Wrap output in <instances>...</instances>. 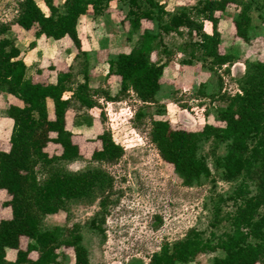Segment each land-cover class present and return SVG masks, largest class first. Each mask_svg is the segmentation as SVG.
Returning <instances> with one entry per match:
<instances>
[{"label":"trees","instance_id":"obj_1","mask_svg":"<svg viewBox=\"0 0 264 264\" xmlns=\"http://www.w3.org/2000/svg\"><path fill=\"white\" fill-rule=\"evenodd\" d=\"M112 1L45 0L48 8L45 12L36 0H20L13 22L0 20V92L16 99L9 101L6 109L13 121L10 149H0V193H4L2 204L10 209L6 217L0 218V264H59L62 247L73 249L74 264H92L83 244L81 224L51 228L43 224L44 218L58 213L66 201L86 199L96 191L104 214L113 202L114 177L103 168L89 167L81 171L65 168V164L84 158L68 126V112L73 107L92 110L99 107L97 96L119 100L131 87L143 101H154L165 68V63L159 64L150 58L158 33L145 29L139 45L109 59L108 76L121 77V91L113 95L104 88L90 86L78 24L89 7L103 13ZM119 1L129 6L125 16L134 30L139 31L143 21H150L164 32L186 26L190 35L198 34L199 39L189 43L193 48L191 57H195V50H201L204 60L209 59V68L216 72L235 60L232 52L220 50V17L216 13L225 12L232 3L240 5L233 20L235 34L250 40L251 10L261 6L259 0H200L192 12L184 8L172 12L158 0ZM201 17L212 23L211 32L204 30ZM13 23L24 30L36 27L37 36L54 39L69 36L78 49L77 55L86 57L77 72L83 74L84 81H76L72 64L58 70L54 82L50 81V72L42 69L29 76L25 56L9 36ZM240 89L241 93L210 95L225 104L217 110L219 123L206 122L200 130L174 128L168 119L152 121L151 139L161 157L173 165L183 184L192 186L203 177H212L210 157L220 178L233 184L228 199L235 209L225 216L221 215L220 208L216 209L211 226L217 227L224 220L230 225L223 237L215 232L206 237L204 231L191 228L182 238L163 242L160 250L152 254L149 264L188 263L199 253L218 250L224 253L215 256L213 264H264V60L247 62ZM68 91L71 94L64 96ZM198 91L204 94L202 88ZM138 116H142V111ZM96 140L91 161L111 163L125 153L110 131L97 135ZM203 141L210 143V150L201 155ZM222 144L226 146L224 153L219 152ZM91 224L104 231L95 218ZM22 237L30 239L24 248ZM7 249L16 250L14 259L7 258ZM32 252L37 256L32 257Z\"/></svg>","mask_w":264,"mask_h":264},{"label":"rangeland","instance_id":"obj_2","mask_svg":"<svg viewBox=\"0 0 264 264\" xmlns=\"http://www.w3.org/2000/svg\"><path fill=\"white\" fill-rule=\"evenodd\" d=\"M20 0H0V20L12 21L18 13ZM39 6L48 11L45 0H36ZM60 0H55L59 2ZM172 12L194 9L200 0H158ZM264 0L261 6L251 10L252 29L250 40H244L235 34L234 17L241 6L230 4L225 12H217L220 17L221 52H232L235 60L228 67L217 72L209 68V59L204 60L201 50L193 49L189 43L199 39L198 34H189L186 26L169 32L162 31L150 21H143L140 30H134L126 19L129 6L119 0H113L107 11L97 13L92 7L82 16L78 24L81 48L86 51L89 84L92 88H104L113 95L121 91V77L109 74V59L119 52H129L139 45L145 29L158 33L155 47L150 58L156 63H165L161 76V88L154 101H143L131 87L123 92L119 100L110 101L97 96L99 107L78 109L68 112V126L74 133V140L80 145L84 156L68 164L65 168L81 171L89 167H101L114 177L113 202L104 214L100 206V195L96 191L86 199L68 200L55 214L47 215L45 228L55 225L72 226L81 224L83 244L87 247L92 264H149L154 252L159 251L163 242L182 238L189 229L197 228L209 237L211 232L224 236L230 230L227 220L211 226L217 208L221 215L235 209L228 196L233 184L220 178L212 159L208 157L213 175L203 177L192 186L183 184L173 165L165 161L151 139L152 121L168 119L174 128L200 130L206 122L219 123L217 110L225 103L219 98L212 99L211 94L226 92L234 94L240 89L248 61L264 60ZM263 6V7H262ZM204 30L212 31V23L204 18ZM37 28L24 30L13 23L9 36L21 49L27 62L28 75L39 69L51 72L50 81H56L57 71L74 66L76 73L85 60L77 55V47L69 36L61 39L37 36ZM191 59V61H189ZM43 74L45 78L46 74ZM76 81H84L82 73H77ZM76 86V84H74ZM204 94L199 93V89ZM3 93V92H0ZM0 96V149L9 150V134L12 119L7 114L8 102L16 100ZM70 91L64 96H69ZM52 111V101L48 100ZM142 111V116L138 112ZM110 131L114 140L121 144L124 155L115 162L91 161L90 155L97 144V135ZM210 150V143L203 141L200 154ZM225 144L219 152L224 153ZM48 151H52L49 147ZM3 192L0 193V218L6 217L10 209L4 204ZM96 219L104 231L92 226ZM105 218L103 222L101 219ZM30 241L22 237L24 248ZM13 252V253H12ZM59 264H74V251L70 247L59 249ZM217 252L199 253L188 263L213 264L214 257L223 255ZM16 250L7 249V258L13 259ZM32 257L37 254L32 252Z\"/></svg>","mask_w":264,"mask_h":264},{"label":"crops","instance_id":"obj_3","mask_svg":"<svg viewBox=\"0 0 264 264\" xmlns=\"http://www.w3.org/2000/svg\"><path fill=\"white\" fill-rule=\"evenodd\" d=\"M36 73H37V72H36ZM36 73H35V74H36ZM51 73H52V71L50 72V78L52 77V74H51ZM53 82H54V81H53ZM0 96H2L3 98L6 97V95L4 94V92H3V93H0ZM49 111L51 112V109H49ZM8 124L11 125V130H12L13 121H12V122H8ZM10 133H11V131H10ZM9 136H10V134H9ZM9 143H10V142H9ZM7 151H8V150H7ZM14 250H15V249H14ZM12 253H13V252H12ZM12 255H13L14 258H15L16 255H15V254H12ZM14 258H13V259H14Z\"/></svg>","mask_w":264,"mask_h":264},{"label":"built area","instance_id":"obj_4","mask_svg":"<svg viewBox=\"0 0 264 264\" xmlns=\"http://www.w3.org/2000/svg\"><path fill=\"white\" fill-rule=\"evenodd\" d=\"M224 67H225V65L223 66V68H224ZM236 92L241 93L242 91H241V89H238V88H237ZM236 92H235V93H236Z\"/></svg>","mask_w":264,"mask_h":264}]
</instances>
